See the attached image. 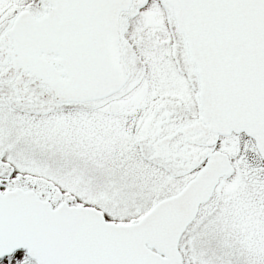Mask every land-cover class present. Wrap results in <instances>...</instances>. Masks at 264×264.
I'll use <instances>...</instances> for the list:
<instances>
[{"label": "snow or ice", "instance_id": "1", "mask_svg": "<svg viewBox=\"0 0 264 264\" xmlns=\"http://www.w3.org/2000/svg\"><path fill=\"white\" fill-rule=\"evenodd\" d=\"M0 264H264V0H0Z\"/></svg>", "mask_w": 264, "mask_h": 264}]
</instances>
